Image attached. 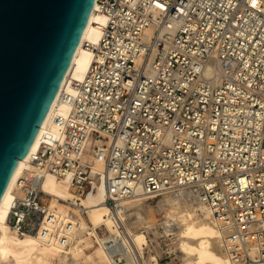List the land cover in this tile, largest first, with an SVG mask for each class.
Returning <instances> with one entry per match:
<instances>
[{
	"label": "built area",
	"instance_id": "obj_1",
	"mask_svg": "<svg viewBox=\"0 0 264 264\" xmlns=\"http://www.w3.org/2000/svg\"><path fill=\"white\" fill-rule=\"evenodd\" d=\"M98 11L89 65L16 181L9 226L41 239L72 229L46 174L68 178L73 206L99 185L108 204L182 188L225 230L233 264L263 261L264 0H99Z\"/></svg>",
	"mask_w": 264,
	"mask_h": 264
},
{
	"label": "bare ground",
	"instance_id": "obj_2",
	"mask_svg": "<svg viewBox=\"0 0 264 264\" xmlns=\"http://www.w3.org/2000/svg\"><path fill=\"white\" fill-rule=\"evenodd\" d=\"M98 4L99 0L93 1L87 22L71 57L69 66L40 126L38 127L36 135L26 155L17 160L0 199V246L3 248V255H6L9 251H13L12 241L17 243L22 237L28 236L30 239L35 237V235L32 234L18 235L8 224V212L10 206L18 195V192L15 190L16 181L25 169L32 168L33 163L31 162V157L38 149L41 142L49 141L50 138L55 136L59 131L58 121L65 117L68 110V105L61 99V95L63 93L71 94L72 88L69 82L73 79H81L84 75L90 62L91 53L84 48L83 43L87 41L91 44H95L105 22L104 16L98 11ZM42 188L51 195V200L52 198L54 199L52 202L50 200V207L54 210L56 208L55 212H60L59 216L64 221L72 223V229L69 232H64L63 228L59 227L54 232V235L47 237V239L54 240V244H57L60 247L58 255L60 263L113 264L112 253L107 246L114 245L117 246L118 250H121L122 248L127 264H145L141 260L139 254L136 253L133 244L127 239V234L123 235L124 239L121 242H116L112 237H106L100 239L99 242L94 245L89 243L90 240L88 236H74L82 226L76 224L79 216H76L73 212L72 214L68 213L57 201L58 198L65 200L64 203L68 209V204L71 205L73 203V188L71 187L68 178H56L52 174H46L42 181ZM106 197L107 194L105 189L102 185H99L96 191L81 196L79 200L75 202V207L83 214L86 212L91 221L98 224L104 217L110 219L115 214V209L109 207L111 204L106 202ZM140 197L142 196L121 198L116 201L126 200L128 198H133L135 200ZM188 197L189 199H187ZM162 205L165 206L164 217H173L179 221L180 224L187 228L186 235L193 239L192 243L188 245V248L184 249V254L182 256L184 260L193 264H233L228 257L224 246L223 237L225 230L221 229L217 224L211 211L202 202L197 201L187 189L180 188L175 192H169L163 197ZM79 206H82L84 212ZM7 232L10 235H7ZM60 234L68 240L67 245H62L59 241L57 236ZM90 234L91 236L93 235L95 238H98L96 235V229L93 232H90ZM88 245H91L90 248L92 249L91 251L86 252L85 248ZM257 264H264V260Z\"/></svg>",
	"mask_w": 264,
	"mask_h": 264
},
{
	"label": "water",
	"instance_id": "obj_3",
	"mask_svg": "<svg viewBox=\"0 0 264 264\" xmlns=\"http://www.w3.org/2000/svg\"><path fill=\"white\" fill-rule=\"evenodd\" d=\"M94 0H0V199L69 66Z\"/></svg>",
	"mask_w": 264,
	"mask_h": 264
},
{
	"label": "rangeland",
	"instance_id": "obj_4",
	"mask_svg": "<svg viewBox=\"0 0 264 264\" xmlns=\"http://www.w3.org/2000/svg\"><path fill=\"white\" fill-rule=\"evenodd\" d=\"M172 191L156 196H142L135 200L128 198L116 201L113 205H108L115 209L113 217L110 219L104 217L98 224L91 221L82 206L79 207L85 214L70 204H68L69 210L62 198H58L57 201L68 213L73 212L79 216L76 224L82 226L74 236H88L91 245L106 237L121 242L124 239L123 235L127 234V239L133 244L136 253L145 264H193L182 258L184 249L193 241L186 235L187 228L173 217H164L163 197ZM53 200L52 198L51 202ZM57 215H60V212H57ZM95 229L99 238L94 237V240L90 232ZM7 235L10 234L7 232ZM20 239L17 243L12 241L13 251H9L6 255H3V248L0 246V264H64L59 262L60 247L54 244V240L41 239L36 235L33 239L28 236ZM91 245L85 248L86 252L91 251Z\"/></svg>",
	"mask_w": 264,
	"mask_h": 264
}]
</instances>
